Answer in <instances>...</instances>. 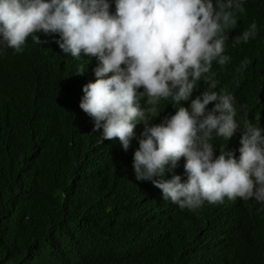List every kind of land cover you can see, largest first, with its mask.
Segmentation results:
<instances>
[{"label":"trees","instance_id":"16d2710c","mask_svg":"<svg viewBox=\"0 0 264 264\" xmlns=\"http://www.w3.org/2000/svg\"><path fill=\"white\" fill-rule=\"evenodd\" d=\"M244 7L226 30L230 62H213L207 76L214 91L234 95L238 121L247 112L264 130V0ZM253 22L255 38L236 44ZM58 39L27 41L21 53L0 44V264H264V204L225 198L193 212L138 181L133 158L146 125L136 124L127 151L118 139L102 141L103 129L93 132L79 107L99 61L65 54ZM245 58L250 64L238 72ZM207 89L201 79L186 107ZM166 101L149 127L167 117ZM229 142L239 154L240 133ZM185 162L165 179L186 181Z\"/></svg>","mask_w":264,"mask_h":264},{"label":"clouds","instance_id":"9594fccd","mask_svg":"<svg viewBox=\"0 0 264 264\" xmlns=\"http://www.w3.org/2000/svg\"><path fill=\"white\" fill-rule=\"evenodd\" d=\"M245 12L244 0H0V44L21 53L27 41L46 43L41 36L58 34L65 54L97 58L96 80L83 86L79 107L93 119V132L103 129L102 141L118 139L125 151L144 122L135 176L151 181L164 200L193 212L225 198L264 204V130L247 112L238 121L234 95L214 91L217 81L207 76L213 62H230L226 30ZM256 35L253 22L234 41ZM249 64L245 58L237 71ZM201 79L208 89L187 108ZM161 100L168 115L149 127ZM238 132L239 154L229 142ZM181 158L187 180L165 179Z\"/></svg>","mask_w":264,"mask_h":264}]
</instances>
